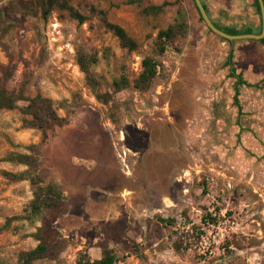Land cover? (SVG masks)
Returning <instances> with one entry per match:
<instances>
[{
    "label": "rangeland",
    "instance_id": "rangeland-1",
    "mask_svg": "<svg viewBox=\"0 0 264 264\" xmlns=\"http://www.w3.org/2000/svg\"><path fill=\"white\" fill-rule=\"evenodd\" d=\"M62 1L86 23L56 6L46 20L38 0H0L17 18L0 40V83L12 75L9 90L53 100L68 121L42 144V132L26 125L25 103L0 112V264H18L38 245L40 222L23 219L33 200L30 182L3 176L28 169L4 160L33 156L32 145L41 150L37 173L67 198L51 220L60 235L57 257L35 264L95 261L105 249L116 264H264V118L236 117L225 67L233 51L237 71L258 80L263 45L232 46L211 34L193 0ZM166 2L173 6L159 15L143 13ZM177 20L188 33L159 56L158 34ZM107 24L121 27L135 48ZM79 53L97 58L92 71L112 96L109 106L86 86ZM147 57L161 67L152 88L139 92L133 82ZM122 79L129 85L115 92ZM240 124L255 131L253 146L246 129L236 135Z\"/></svg>",
    "mask_w": 264,
    "mask_h": 264
},
{
    "label": "trees",
    "instance_id": "trees-1",
    "mask_svg": "<svg viewBox=\"0 0 264 264\" xmlns=\"http://www.w3.org/2000/svg\"><path fill=\"white\" fill-rule=\"evenodd\" d=\"M42 12L43 18L47 20L48 15L52 11L53 7H58L61 10L67 11L69 15L75 19L79 24H84L87 21V17L82 15L78 10L72 7L68 1L62 0H38ZM98 2H105L108 0H96ZM130 4L136 3L130 1ZM254 5L259 12L260 8L257 0H254ZM169 6H173L172 3H163L161 6H153L145 8L144 14L159 15L165 12V9ZM206 9V7H205ZM201 18V17H200ZM202 20V18H201ZM203 21V20H202ZM17 18H13L10 12L6 8H0V40L5 38L7 34L15 27ZM108 28L124 43L125 46L130 49L135 48V43L128 37L126 32L119 26L113 24H107ZM217 26V25H216ZM218 27V26H217ZM229 35H242L252 34L250 30L237 31L231 29H222ZM188 24L185 21L177 20L174 24L170 25L166 30L159 32L158 34V55L163 56L169 46L178 38H184L188 33ZM209 32L213 34L210 30ZM214 35V34H213ZM264 45V40L260 41ZM97 58L92 57L88 59L85 54L79 53L77 57V64L81 73L85 76L86 86L91 90L96 100L104 106H109L112 101L110 94H103L101 92L102 83L92 71V66L97 64ZM226 66L231 67L230 78L235 80L234 85V105L240 108V88L252 87L248 84L242 74L238 73L233 67V53L228 56ZM160 63L152 58H144L141 64L142 71L140 75L134 80V89L139 92L149 91L156 78L159 75ZM12 75L9 76V78ZM7 78L4 83H0V112L1 111H13L18 109L20 103H25V107L21 108V112L29 117L26 121L28 128L37 129L42 132V144L47 143L49 140V134L55 129H60L68 125L66 118H62L58 114L55 103L53 100L37 95L34 98H27L25 96L24 89L19 91L9 90L7 88ZM129 85L127 79H122L119 82L113 84L115 92H119L124 87ZM258 87V86H254ZM27 149L33 152V156L28 155H15L5 159V162L16 163L26 166L28 169L20 174L14 175L10 173H3V176L7 179L14 181H29L33 189V200L25 212L24 220L33 221L37 219L41 226L37 228L33 238L37 241L36 248L23 252L19 255L18 264H35L36 262L43 260H55L58 253V245L60 243V235L52 227L51 220L61 215L63 207L66 204L67 198L65 196L62 186L54 181H44L37 173V166L39 162V156L41 153L40 147L36 145L29 146ZM210 223L217 224V219L208 216ZM117 257L112 250H103L102 257L95 261H80L79 264H116Z\"/></svg>",
    "mask_w": 264,
    "mask_h": 264
},
{
    "label": "crops",
    "instance_id": "crops-1",
    "mask_svg": "<svg viewBox=\"0 0 264 264\" xmlns=\"http://www.w3.org/2000/svg\"><path fill=\"white\" fill-rule=\"evenodd\" d=\"M204 7L213 21L214 24L223 29H231V30H250L257 29L260 19L256 16L255 8H254V0H202ZM256 34V32H253ZM243 41V40H242ZM240 43V41H236ZM257 42V41H256ZM252 42H246L244 45H249ZM234 43L232 44V46ZM238 45V44H237ZM263 45V44H262ZM264 52V45H263ZM241 73L244 77V80L250 84L252 87H241L240 88V108L233 104L234 112H236V117L247 118L249 115H254L257 113L260 115L259 117L264 118V73L259 72L260 78L258 80L250 82L245 78L244 74ZM232 85L235 80L232 79ZM254 86H258L257 88ZM234 90V89H233ZM235 93V92H234ZM221 103L218 105L221 108ZM227 109V106L225 107ZM257 115V116H258ZM244 120V119H243ZM247 125L251 123V121L246 120ZM238 128V133L241 130L246 129V134L248 138V145L253 146L256 141H253V135H255V131L251 130V128H246L243 124L236 125ZM260 128L262 126H259ZM264 128V125H263ZM243 134V133H240ZM230 141L238 139L237 137L230 138ZM264 152V150H262ZM262 152V153H263Z\"/></svg>",
    "mask_w": 264,
    "mask_h": 264
},
{
    "label": "water",
    "instance_id": "water-1",
    "mask_svg": "<svg viewBox=\"0 0 264 264\" xmlns=\"http://www.w3.org/2000/svg\"><path fill=\"white\" fill-rule=\"evenodd\" d=\"M193 1L207 29L210 30L214 35L224 40H227L231 43H234L236 41H242V40H253L257 42L264 40V0H257L259 4V8H260V15H261V21H262L261 32L259 34L252 33V34H242V35H229L226 32L219 29L211 20L207 10L205 9L202 3V0H193Z\"/></svg>",
    "mask_w": 264,
    "mask_h": 264
},
{
    "label": "flooded vegetation",
    "instance_id": "flooded-vegetation-1",
    "mask_svg": "<svg viewBox=\"0 0 264 264\" xmlns=\"http://www.w3.org/2000/svg\"><path fill=\"white\" fill-rule=\"evenodd\" d=\"M260 17H261V15H260ZM260 21H261V18H260ZM216 25V24H215ZM219 27V26H218ZM223 29V28H222ZM261 30H262V21H261ZM238 31V30H237ZM243 31H247V30H243ZM250 31H254L253 29H250ZM261 32V31H260ZM220 38V37H219ZM222 39V38H221ZM224 40V39H223ZM224 41H226V42H228V43H230V45H232L233 43H231V42H229V41H227V40H224ZM232 53H233V67L235 68V66H234V52L233 51H231ZM230 52V53H231ZM229 53V54H230ZM229 56V55H228ZM227 59H228V57H227ZM227 62V61H226ZM225 67L226 68H229V74H230V69H231V67H229V66H226V63H225ZM236 69V68H235ZM236 71H237V69H236ZM238 72V71H237ZM241 74V73H240ZM229 76V75H228ZM243 76V75H242ZM229 78H230V76H229ZM231 79V78H230ZM234 85H235V82H234V84H233V89H234ZM235 92V91H234ZM235 96V95H234ZM233 103H234V98H233Z\"/></svg>",
    "mask_w": 264,
    "mask_h": 264
}]
</instances>
